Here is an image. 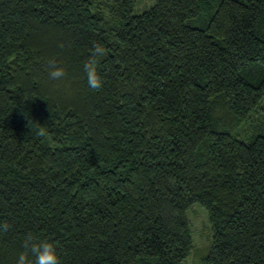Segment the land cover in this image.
<instances>
[{"label":"trees","instance_id":"obj_1","mask_svg":"<svg viewBox=\"0 0 264 264\" xmlns=\"http://www.w3.org/2000/svg\"><path fill=\"white\" fill-rule=\"evenodd\" d=\"M135 4L0 0V264L28 235L61 264H180L194 202L204 264H264V124L238 132L264 97V0Z\"/></svg>","mask_w":264,"mask_h":264},{"label":"clouds","instance_id":"obj_2","mask_svg":"<svg viewBox=\"0 0 264 264\" xmlns=\"http://www.w3.org/2000/svg\"><path fill=\"white\" fill-rule=\"evenodd\" d=\"M63 47V45H60ZM105 50L102 45L95 43L92 47L90 58L84 64L88 87L97 90L103 86V79L97 70L98 58L102 57ZM49 79L61 80L66 76V70L59 67L55 60H49ZM38 135L46 136L47 130L41 127ZM11 225L8 223L0 224V232H8ZM22 251L16 261V264H61L60 257L56 251L55 245L47 240H39L32 235H28L22 244Z\"/></svg>","mask_w":264,"mask_h":264},{"label":"rangeland","instance_id":"obj_3","mask_svg":"<svg viewBox=\"0 0 264 264\" xmlns=\"http://www.w3.org/2000/svg\"><path fill=\"white\" fill-rule=\"evenodd\" d=\"M153 0H136L134 12H140L148 7ZM264 124V97L258 108L250 117L241 123L239 134L248 136L256 126ZM193 247L188 256L180 264H204L203 258L208 251L211 241V229L205 208L198 202L192 203L187 209Z\"/></svg>","mask_w":264,"mask_h":264}]
</instances>
